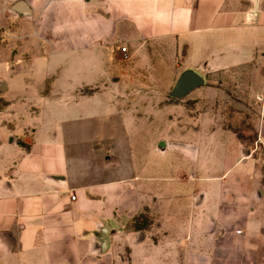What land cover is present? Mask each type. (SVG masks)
Masks as SVG:
<instances>
[{"label": "crops", "instance_id": "0c3cea01", "mask_svg": "<svg viewBox=\"0 0 264 264\" xmlns=\"http://www.w3.org/2000/svg\"><path fill=\"white\" fill-rule=\"evenodd\" d=\"M3 6L46 91L4 81L0 264H123L125 248L128 264H264V78L251 80L258 121L233 143L157 140L167 110L133 104L140 72L168 76V53L205 85V72L264 69V0H0V18Z\"/></svg>", "mask_w": 264, "mask_h": 264}, {"label": "rangeland", "instance_id": "374dc122", "mask_svg": "<svg viewBox=\"0 0 264 264\" xmlns=\"http://www.w3.org/2000/svg\"><path fill=\"white\" fill-rule=\"evenodd\" d=\"M0 19L2 20L0 22V82L14 79L19 72L28 78L30 92L46 91V86L38 85L34 80L29 79L32 78L31 53L20 49L17 40L9 34L10 30L16 28L9 7L3 6V14ZM118 56L122 64L133 63L132 57L130 60L124 61L121 54ZM164 62L168 68V70L166 69L167 77L164 76L165 71L156 79L149 76L150 70H144L140 72V76L149 84H140L133 88V98H135L133 104L135 106L144 105L152 112L156 109L167 110L166 115L163 114L160 118L158 116L152 119V125L161 132V136L157 140L165 137L170 141H175L177 137H180V133L184 132L188 133L187 136L190 138L196 137L200 142L208 140L212 136L215 142L233 143L244 135L246 129L254 128L258 121V111L256 99L251 92V80L258 79V84L254 86V89H258L259 82L264 78L262 64L249 63L238 68L219 70L216 74L205 72L204 74L209 79L206 85L200 86L183 98H173L168 94V91H171L177 77L182 72V69H179L182 63L174 54L170 53L165 54ZM17 65L21 67L20 70L15 69ZM161 77L162 79L159 80L158 78ZM3 93L4 91L0 92V116L6 119L9 115L3 116V114L5 112L10 114L12 109L7 107L9 103L3 99ZM255 136L251 134L250 137L254 139ZM218 152L223 154L228 151ZM219 166L218 161L216 172L220 170ZM144 215L143 213L138 220L140 225L146 224L149 220L144 218ZM129 262V252L125 248L123 264Z\"/></svg>", "mask_w": 264, "mask_h": 264}, {"label": "water", "instance_id": "95a60500", "mask_svg": "<svg viewBox=\"0 0 264 264\" xmlns=\"http://www.w3.org/2000/svg\"><path fill=\"white\" fill-rule=\"evenodd\" d=\"M12 10L15 13H18L26 17L31 15V10L23 2L15 3L12 6ZM205 83H206V79L201 73H199L194 69L187 68L184 69L181 72V74L178 76L173 88L171 89V91H168V94L173 98H183L191 91L195 90L196 88L205 85ZM4 88H5V82L1 81L0 92H2ZM163 145L164 143H161V147H163ZM108 246H109V239L105 234L102 243L99 245L101 252L106 251Z\"/></svg>", "mask_w": 264, "mask_h": 264}, {"label": "built area", "instance_id": "2783aa9c", "mask_svg": "<svg viewBox=\"0 0 264 264\" xmlns=\"http://www.w3.org/2000/svg\"><path fill=\"white\" fill-rule=\"evenodd\" d=\"M119 49H120V52H121V58L124 60V61H127V60H130L131 58V55L128 51V48L127 46L121 44L119 46ZM255 144L258 146H262L264 148V139L262 137H258L255 141ZM72 198L75 199V195H72ZM240 233V231H238Z\"/></svg>", "mask_w": 264, "mask_h": 264}]
</instances>
